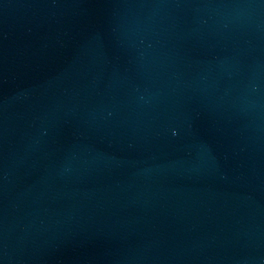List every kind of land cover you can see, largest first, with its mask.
<instances>
[{
    "label": "water",
    "instance_id": "obj_1",
    "mask_svg": "<svg viewBox=\"0 0 264 264\" xmlns=\"http://www.w3.org/2000/svg\"><path fill=\"white\" fill-rule=\"evenodd\" d=\"M264 62V0H0V120L146 75Z\"/></svg>",
    "mask_w": 264,
    "mask_h": 264
}]
</instances>
